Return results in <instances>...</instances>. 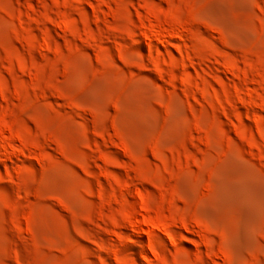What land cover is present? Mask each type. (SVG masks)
Instances as JSON below:
<instances>
[{
    "label": "rangeland",
    "instance_id": "rangeland-1",
    "mask_svg": "<svg viewBox=\"0 0 264 264\" xmlns=\"http://www.w3.org/2000/svg\"><path fill=\"white\" fill-rule=\"evenodd\" d=\"M0 264H264V0H0Z\"/></svg>",
    "mask_w": 264,
    "mask_h": 264
}]
</instances>
